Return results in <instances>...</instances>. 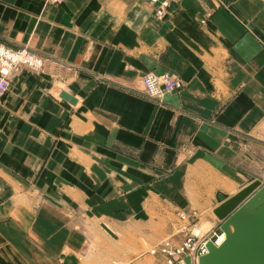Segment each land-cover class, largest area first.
<instances>
[{
	"label": "crops",
	"instance_id": "1",
	"mask_svg": "<svg viewBox=\"0 0 264 264\" xmlns=\"http://www.w3.org/2000/svg\"><path fill=\"white\" fill-rule=\"evenodd\" d=\"M155 8L149 0H0V44L48 59L38 74L21 70L0 97V253L52 260L79 224L137 221L168 200L199 209L211 185L202 176L193 184L194 174L225 177L236 190L255 179L264 34L253 19L264 8L168 0L161 19ZM147 72H170L183 86L148 98Z\"/></svg>",
	"mask_w": 264,
	"mask_h": 264
},
{
	"label": "rangeland",
	"instance_id": "2",
	"mask_svg": "<svg viewBox=\"0 0 264 264\" xmlns=\"http://www.w3.org/2000/svg\"><path fill=\"white\" fill-rule=\"evenodd\" d=\"M257 1L259 9L264 8V0ZM263 17L264 13L260 11L253 19L255 26L259 27H255V30L260 36L264 34ZM57 86L59 89L61 85ZM255 155V172L249 175L255 178L254 180L264 183V166L261 169L259 167L264 162V153L262 151ZM257 169L261 170L260 173L256 172ZM199 176H202L201 180L205 184L211 185L206 190V202L199 209L180 206L169 200L164 203L156 202L155 205L148 206L150 211L140 216L137 221L120 220L119 222L115 219L110 222L95 221L84 226L79 224L77 228L81 234L75 238V241L72 239L70 246L63 247L56 259H39V255L35 253L31 256L32 260L26 263L22 260L17 261L15 253L2 252L0 264H155L157 258L147 252L161 240L171 238L180 241L185 236L197 234L196 229L201 228L202 225L203 228L197 234L199 237L211 231L219 232L221 221L215 216L213 209L226 196L219 193L216 196L215 191H224L228 195L233 190L236 191L239 186L234 184L231 191L226 190L223 188L228 183L225 182V177L213 173L205 176L194 174L196 179L192 180L193 184L194 180L199 181ZM182 212L190 213L191 217L181 219L179 213Z\"/></svg>",
	"mask_w": 264,
	"mask_h": 264
},
{
	"label": "built area",
	"instance_id": "3",
	"mask_svg": "<svg viewBox=\"0 0 264 264\" xmlns=\"http://www.w3.org/2000/svg\"><path fill=\"white\" fill-rule=\"evenodd\" d=\"M50 4H59L63 0H45ZM156 4L155 14L161 19L165 17L168 0H149ZM48 59L27 47H9L0 44V97L9 90L11 83L21 70L27 69L38 74L43 71ZM142 94L148 98L162 100L166 93L178 92L183 86L182 80L170 72H147L141 77ZM181 219H189L188 212L179 213ZM223 232L211 231L203 236L190 234L180 241L171 238L161 240L148 250V254L156 257L155 264H197L198 258L207 252L206 242L211 240L219 245L218 239ZM189 257V263L185 262Z\"/></svg>",
	"mask_w": 264,
	"mask_h": 264
},
{
	"label": "water",
	"instance_id": "4",
	"mask_svg": "<svg viewBox=\"0 0 264 264\" xmlns=\"http://www.w3.org/2000/svg\"><path fill=\"white\" fill-rule=\"evenodd\" d=\"M60 97L70 103L75 99L62 91ZM221 221L224 241L206 242L207 252L197 264H264V183L252 180L213 209ZM189 263V257H185Z\"/></svg>",
	"mask_w": 264,
	"mask_h": 264
},
{
	"label": "bare ground",
	"instance_id": "5",
	"mask_svg": "<svg viewBox=\"0 0 264 264\" xmlns=\"http://www.w3.org/2000/svg\"><path fill=\"white\" fill-rule=\"evenodd\" d=\"M244 177H245V176H244ZM251 181H252V180H251ZM249 182H250V180L248 181V183H249ZM248 183H247V184H248ZM247 184H246V185H247ZM233 185H234V184H231L230 182H228V183H226V185L223 186V188L226 189V190H230V189L233 188ZM230 191H231V190H230ZM238 191H239V190H236V191L233 190L232 193L235 194V193H237ZM218 193H219V194H223V195L226 194V192H224V191H219ZM233 194H232V195H233ZM203 214H204V213H203ZM203 226H204V225L200 226L201 228L196 229L197 234L200 233V231H201V229L203 228ZM224 239H225V234L223 233V234H221V236H219L218 243L221 244V243L224 241Z\"/></svg>",
	"mask_w": 264,
	"mask_h": 264
}]
</instances>
